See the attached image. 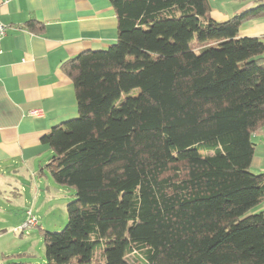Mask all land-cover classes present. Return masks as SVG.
Masks as SVG:
<instances>
[{
	"label": "trees",
	"instance_id": "trees-1",
	"mask_svg": "<svg viewBox=\"0 0 264 264\" xmlns=\"http://www.w3.org/2000/svg\"><path fill=\"white\" fill-rule=\"evenodd\" d=\"M111 3L117 41L67 61L78 116L42 139L68 223L40 228L46 262L12 264H264V40L239 34L264 3L226 21L209 0Z\"/></svg>",
	"mask_w": 264,
	"mask_h": 264
},
{
	"label": "crops",
	"instance_id": "crops-1",
	"mask_svg": "<svg viewBox=\"0 0 264 264\" xmlns=\"http://www.w3.org/2000/svg\"><path fill=\"white\" fill-rule=\"evenodd\" d=\"M209 1V15L216 21L264 3ZM0 21L8 26L0 43V178L11 174L13 183L29 179L31 185L40 184L53 153L43 137L78 116L75 87L64 65L82 52L114 44L118 17L111 0H0ZM239 34L264 40V17L245 20ZM33 110L42 115H31ZM253 141L251 171L263 173L264 127Z\"/></svg>",
	"mask_w": 264,
	"mask_h": 264
},
{
	"label": "rangeland",
	"instance_id": "rangeland-1",
	"mask_svg": "<svg viewBox=\"0 0 264 264\" xmlns=\"http://www.w3.org/2000/svg\"><path fill=\"white\" fill-rule=\"evenodd\" d=\"M139 89L131 95L136 96ZM125 97V96H124ZM255 142L256 139H255ZM204 152V151H202ZM46 177H40V184L20 179L14 182L10 175L0 178V264L12 262H46L42 231H62L68 223L67 204L74 199V189L56 185L49 170ZM47 179L51 185L47 187ZM26 188V192L23 191ZM12 191L16 193H12ZM256 206L252 212L262 209ZM31 211V215L28 212ZM30 218L37 220V225L23 227ZM101 259L100 252H97ZM140 259L131 253L128 260L135 264Z\"/></svg>",
	"mask_w": 264,
	"mask_h": 264
},
{
	"label": "built area",
	"instance_id": "built-area-1",
	"mask_svg": "<svg viewBox=\"0 0 264 264\" xmlns=\"http://www.w3.org/2000/svg\"><path fill=\"white\" fill-rule=\"evenodd\" d=\"M7 30H8V26L3 23L2 21H0V43L3 40V38L6 36L7 34ZM31 115L33 116H41L42 115V111L40 110H33L30 112ZM28 214L31 215V211L28 212ZM37 225V220L36 219H32L30 218L28 221L25 222V224L23 225V227L25 226H34Z\"/></svg>",
	"mask_w": 264,
	"mask_h": 264
}]
</instances>
